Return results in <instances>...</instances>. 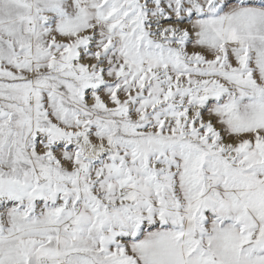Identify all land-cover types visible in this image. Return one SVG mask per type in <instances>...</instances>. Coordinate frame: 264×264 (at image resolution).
Returning a JSON list of instances; mask_svg holds the SVG:
<instances>
[{"label":"snow or ice","instance_id":"obj_1","mask_svg":"<svg viewBox=\"0 0 264 264\" xmlns=\"http://www.w3.org/2000/svg\"><path fill=\"white\" fill-rule=\"evenodd\" d=\"M0 264H264V0H0Z\"/></svg>","mask_w":264,"mask_h":264}]
</instances>
